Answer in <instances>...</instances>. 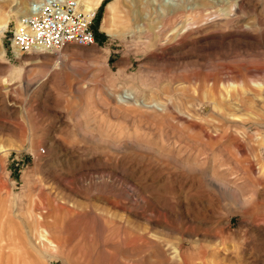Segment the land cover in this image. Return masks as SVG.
<instances>
[{
    "label": "rangeland",
    "instance_id": "obj_1",
    "mask_svg": "<svg viewBox=\"0 0 264 264\" xmlns=\"http://www.w3.org/2000/svg\"><path fill=\"white\" fill-rule=\"evenodd\" d=\"M32 1L0 0V264H264V0H82L95 44L20 52Z\"/></svg>",
    "mask_w": 264,
    "mask_h": 264
},
{
    "label": "built area",
    "instance_id": "obj_2",
    "mask_svg": "<svg viewBox=\"0 0 264 264\" xmlns=\"http://www.w3.org/2000/svg\"><path fill=\"white\" fill-rule=\"evenodd\" d=\"M92 19L93 13L80 9L77 0H34L13 27L11 44L20 52L36 46L93 45Z\"/></svg>",
    "mask_w": 264,
    "mask_h": 264
},
{
    "label": "bare ground",
    "instance_id": "obj_3",
    "mask_svg": "<svg viewBox=\"0 0 264 264\" xmlns=\"http://www.w3.org/2000/svg\"><path fill=\"white\" fill-rule=\"evenodd\" d=\"M41 1H44V0H40V2H41ZM77 2H78V4H79L80 9H82L83 11H88V12H90V11H94V9H95V8H90V7L85 6V4L82 2V0H77ZM31 5H32V4L25 6L26 11H28V10L30 9ZM110 9H112V7H110ZM91 13H93V12H91ZM17 22H18V21H17ZM16 24H17V23H16ZM43 48H44V46H36V47L34 48V49H35L34 51H41Z\"/></svg>",
    "mask_w": 264,
    "mask_h": 264
}]
</instances>
